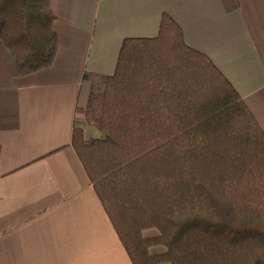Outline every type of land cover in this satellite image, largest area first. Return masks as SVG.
I'll use <instances>...</instances> for the list:
<instances>
[{
	"label": "trees",
	"instance_id": "1",
	"mask_svg": "<svg viewBox=\"0 0 264 264\" xmlns=\"http://www.w3.org/2000/svg\"><path fill=\"white\" fill-rule=\"evenodd\" d=\"M54 20L50 0H0L13 76L53 63ZM83 77L101 136L76 126L71 144L132 264H264V132L173 18L124 38L112 75Z\"/></svg>",
	"mask_w": 264,
	"mask_h": 264
},
{
	"label": "crops",
	"instance_id": "2",
	"mask_svg": "<svg viewBox=\"0 0 264 264\" xmlns=\"http://www.w3.org/2000/svg\"><path fill=\"white\" fill-rule=\"evenodd\" d=\"M50 7L58 45L49 67L13 76L0 40V264H132L71 144L76 126L87 140L101 136L85 119L83 73L112 75L123 39L155 37L166 13L264 132V0H50Z\"/></svg>",
	"mask_w": 264,
	"mask_h": 264
},
{
	"label": "rangeland",
	"instance_id": "3",
	"mask_svg": "<svg viewBox=\"0 0 264 264\" xmlns=\"http://www.w3.org/2000/svg\"><path fill=\"white\" fill-rule=\"evenodd\" d=\"M169 223H170L169 220H166V221H165V224H166L165 226H166L167 228L169 227V226H168ZM153 232H154V233H157L156 229L145 230V234H147V235H148V234L150 235V234H152ZM153 250H157V248H154Z\"/></svg>",
	"mask_w": 264,
	"mask_h": 264
}]
</instances>
